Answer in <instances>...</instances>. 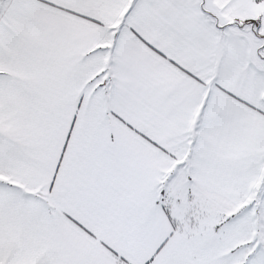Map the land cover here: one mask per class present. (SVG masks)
<instances>
[{
  "label": "snow or ice",
  "instance_id": "6c2138e0",
  "mask_svg": "<svg viewBox=\"0 0 264 264\" xmlns=\"http://www.w3.org/2000/svg\"><path fill=\"white\" fill-rule=\"evenodd\" d=\"M0 264H264V0H0Z\"/></svg>",
  "mask_w": 264,
  "mask_h": 264
}]
</instances>
